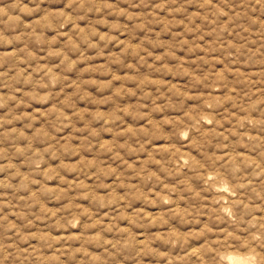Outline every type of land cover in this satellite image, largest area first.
<instances>
[{
	"label": "clouds",
	"instance_id": "1",
	"mask_svg": "<svg viewBox=\"0 0 264 264\" xmlns=\"http://www.w3.org/2000/svg\"><path fill=\"white\" fill-rule=\"evenodd\" d=\"M0 264H264V0H0Z\"/></svg>",
	"mask_w": 264,
	"mask_h": 264
}]
</instances>
